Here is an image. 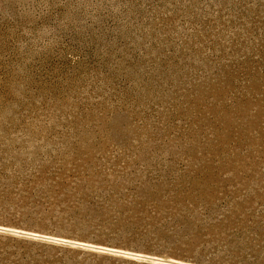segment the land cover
I'll return each instance as SVG.
<instances>
[{"label":"rangeland","instance_id":"rangeland-1","mask_svg":"<svg viewBox=\"0 0 264 264\" xmlns=\"http://www.w3.org/2000/svg\"><path fill=\"white\" fill-rule=\"evenodd\" d=\"M0 264H264V0H0Z\"/></svg>","mask_w":264,"mask_h":264}]
</instances>
